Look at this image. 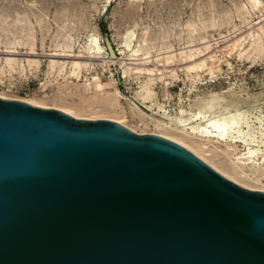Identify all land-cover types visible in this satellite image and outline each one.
Returning a JSON list of instances; mask_svg holds the SVG:
<instances>
[{
	"label": "water",
	"instance_id": "95a60500",
	"mask_svg": "<svg viewBox=\"0 0 264 264\" xmlns=\"http://www.w3.org/2000/svg\"><path fill=\"white\" fill-rule=\"evenodd\" d=\"M0 264H264V192L160 136L0 98Z\"/></svg>",
	"mask_w": 264,
	"mask_h": 264
},
{
	"label": "rangeland",
	"instance_id": "374dc122",
	"mask_svg": "<svg viewBox=\"0 0 264 264\" xmlns=\"http://www.w3.org/2000/svg\"><path fill=\"white\" fill-rule=\"evenodd\" d=\"M262 20L264 0H0V51L7 48L17 52L13 67L0 58V94L17 101L35 99L47 109L84 107L96 93L93 76L102 78L103 69L96 66L95 70L83 69L77 76L71 75L69 59L63 61L64 68L58 72L49 65V58L61 54L60 46L68 40L71 48L64 57L82 54L88 35L97 31L106 56L111 57L107 77L117 81L124 98L120 99L122 107L127 100L132 101L143 112L161 119L163 112L176 114L197 97L232 88L243 97L239 109L253 108L251 127L264 134V55L239 58L235 51L233 54L225 49L231 39L247 28L255 29ZM127 30L134 33L133 44L146 32L150 56L178 53L208 41L222 70L217 76L202 72V77L193 78L170 64L168 69L174 67L176 77L163 71L164 79L152 86L154 105L143 103L134 97L139 82L123 77L116 62L124 58L119 43ZM26 34L31 37L29 42L25 41ZM27 56H36L38 63L30 64ZM241 146L238 153L244 152Z\"/></svg>",
	"mask_w": 264,
	"mask_h": 264
},
{
	"label": "bare ground",
	"instance_id": "6f19581e",
	"mask_svg": "<svg viewBox=\"0 0 264 264\" xmlns=\"http://www.w3.org/2000/svg\"><path fill=\"white\" fill-rule=\"evenodd\" d=\"M254 28H247V31L235 36L230 43L228 42L229 44L226 43L228 49H225L235 51L239 58L263 56L264 20L258 22ZM133 37L134 33L131 30H127L121 36L119 44L124 58H118L116 62L123 77H133L139 82L134 97L143 103L150 101L154 105L152 86L157 80L164 79L166 74L163 71H169L168 73H171L169 75L176 77L174 67L168 69L170 64H175L193 78L202 77V72L215 76L222 70L220 59L213 53L212 44L208 41H204L202 46L191 47L178 53L168 51L163 56L159 54L150 56L146 32L136 44H133L135 43ZM30 39V35L26 34L25 41L29 42ZM70 43V40L64 42L60 46L61 54L49 58L51 68L60 72L64 68L63 61L69 59L71 75L77 76L83 69L95 70V67L99 66L103 69V77L93 76L92 87L96 93L84 107L55 106L51 109L61 111L75 119L108 120L135 133L149 132L160 136L185 148L210 168L242 188L264 192V134L260 129L255 131L251 127L253 108H250L251 111L238 108V103H241L243 97L235 93L237 91L229 88L221 93L210 92L193 99L188 107H181L176 114L163 112L160 115L161 119H156L127 99L126 106L122 107L120 99L124 98L116 86L117 81L107 77L110 74L108 66L111 57L106 56L105 45L101 44V37L97 31L88 35L87 42L80 51L82 54L74 57L67 55L70 58H65V52L71 48ZM1 57L4 58L3 63L6 66L13 67L17 60V52L6 48L0 51ZM127 60L130 62H125ZM27 61L30 64L38 63L36 56H27ZM0 98L17 101L2 94ZM19 102L38 108L46 107L35 99H23ZM47 108L49 107L44 109ZM254 120L260 122L261 118ZM239 144L244 147V152L238 153Z\"/></svg>",
	"mask_w": 264,
	"mask_h": 264
}]
</instances>
